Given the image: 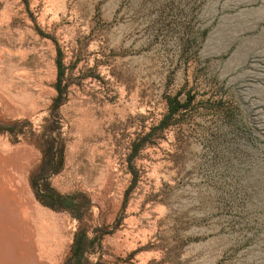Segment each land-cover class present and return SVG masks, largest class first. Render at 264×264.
I'll return each mask as SVG.
<instances>
[{"label": "rangeland", "instance_id": "obj_1", "mask_svg": "<svg viewBox=\"0 0 264 264\" xmlns=\"http://www.w3.org/2000/svg\"><path fill=\"white\" fill-rule=\"evenodd\" d=\"M0 264H264V0H0Z\"/></svg>", "mask_w": 264, "mask_h": 264}, {"label": "trees", "instance_id": "obj_2", "mask_svg": "<svg viewBox=\"0 0 264 264\" xmlns=\"http://www.w3.org/2000/svg\"><path fill=\"white\" fill-rule=\"evenodd\" d=\"M178 106H179V102H176L175 105L170 106V109L175 110ZM162 120H165V117ZM72 250L74 254H79V255H81L84 250V246L79 244V238L77 234L75 235V239L72 245Z\"/></svg>", "mask_w": 264, "mask_h": 264}, {"label": "bare ground", "instance_id": "obj_3", "mask_svg": "<svg viewBox=\"0 0 264 264\" xmlns=\"http://www.w3.org/2000/svg\"><path fill=\"white\" fill-rule=\"evenodd\" d=\"M15 204H16V203H15ZM21 206H22V205H21ZM14 211H15V210H14ZM29 213H30V212H29ZM13 215H14V214H13ZM15 216H16V215H15ZM13 217H14V216H13ZM12 220L14 221V224H15V218L12 219ZM9 221L12 222L11 220H9ZM16 221H17V219H16ZM29 222H30V221H29ZM12 223H13V222H12ZM17 223H18V222H17ZM14 224H13V225H14ZM5 226H6V225H5ZM8 226H9V225H8ZM10 226H11V225H10ZM14 226H15V225H14ZM16 226H17V224H16ZM7 228H8V227H7ZM3 229H4V228H3ZM10 229H11V227H10ZM10 229H9V230H10ZM14 233H15V232H14ZM6 234H7V232H6ZM8 235L12 236V232H10V234H8ZM20 235H21V234H20ZM10 236H9V237H10ZM14 236H16V234H15ZM14 238H16V237H14ZM5 250H6V249H5ZM5 252H6V251H5Z\"/></svg>", "mask_w": 264, "mask_h": 264}]
</instances>
